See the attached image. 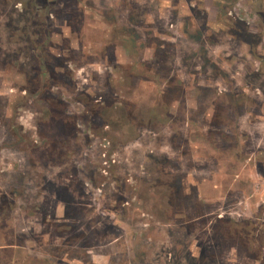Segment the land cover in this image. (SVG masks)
<instances>
[{"label": "rangeland", "instance_id": "1", "mask_svg": "<svg viewBox=\"0 0 264 264\" xmlns=\"http://www.w3.org/2000/svg\"><path fill=\"white\" fill-rule=\"evenodd\" d=\"M0 264H264V0H0Z\"/></svg>", "mask_w": 264, "mask_h": 264}]
</instances>
